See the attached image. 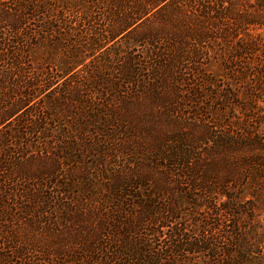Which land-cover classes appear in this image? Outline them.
Here are the masks:
<instances>
[{"label":"trees","instance_id":"1","mask_svg":"<svg viewBox=\"0 0 264 264\" xmlns=\"http://www.w3.org/2000/svg\"><path fill=\"white\" fill-rule=\"evenodd\" d=\"M263 207L264 0H0V264H264Z\"/></svg>","mask_w":264,"mask_h":264},{"label":"rangeland","instance_id":"2","mask_svg":"<svg viewBox=\"0 0 264 264\" xmlns=\"http://www.w3.org/2000/svg\"><path fill=\"white\" fill-rule=\"evenodd\" d=\"M30 166V164H29ZM255 226L260 230L263 229L264 230V207L262 209L261 212L256 214V224ZM200 264V263H197Z\"/></svg>","mask_w":264,"mask_h":264}]
</instances>
